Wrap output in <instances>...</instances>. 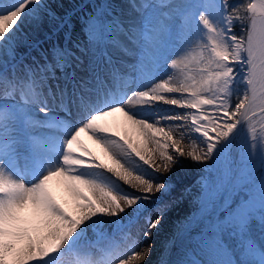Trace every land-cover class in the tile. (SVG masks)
Masks as SVG:
<instances>
[{"label": "snow or ice", "instance_id": "1", "mask_svg": "<svg viewBox=\"0 0 264 264\" xmlns=\"http://www.w3.org/2000/svg\"><path fill=\"white\" fill-rule=\"evenodd\" d=\"M0 264H264V0H0Z\"/></svg>", "mask_w": 264, "mask_h": 264}, {"label": "bare ground", "instance_id": "2", "mask_svg": "<svg viewBox=\"0 0 264 264\" xmlns=\"http://www.w3.org/2000/svg\"><path fill=\"white\" fill-rule=\"evenodd\" d=\"M191 74V73H189ZM132 85L129 84L128 87H131ZM124 90L123 84H118L114 86L113 92L119 93L120 91ZM163 108H168L171 106L163 105L162 103L159 105ZM176 111H186L183 109H175ZM108 120L110 122H115L116 124L120 125V131L122 134H128L133 137V139H136L135 134L133 133L132 126L128 124V122L125 121L124 117L120 115L119 113L114 114L113 116L109 117ZM257 127H259L257 125ZM195 135V134H194ZM81 143L89 148L91 151H93L96 155L102 156V153L100 152V149L92 143V141L89 139V137L86 134H82L80 137ZM183 146V145H182ZM237 155L235 151H233V156ZM133 159L139 163L138 159L133 157ZM156 163L159 164L161 161L157 158ZM146 167V166H144ZM202 166L196 165V164H190L188 168L184 169L181 175L184 177V182L187 184H195V181L204 173L201 171ZM148 171H152L151 169H148ZM156 175H163V173H156ZM126 189L129 191H135L131 189L129 186L123 185ZM53 191L56 197L60 200L62 204L65 205L66 208L71 210L72 208V198L70 194L64 189V187L58 183H54ZM137 195H139V192H136ZM158 196L159 194H153ZM150 212L155 211V209L158 207V204H152L147 206ZM192 210L191 206L187 201L181 204L174 205L165 215L164 221H162L163 229L160 233H158L154 237V250L153 254L150 257V259H156L160 252L162 251V245L164 241L172 234L173 225L181 220L184 216H186L190 211ZM142 222V221H141ZM141 243L143 241L141 240Z\"/></svg>", "mask_w": 264, "mask_h": 264}, {"label": "rangeland", "instance_id": "3", "mask_svg": "<svg viewBox=\"0 0 264 264\" xmlns=\"http://www.w3.org/2000/svg\"><path fill=\"white\" fill-rule=\"evenodd\" d=\"M230 2L234 5H238L240 3H247L248 0H230ZM234 31L237 32V34H239V24L237 23V26L234 28ZM152 205V204H151Z\"/></svg>", "mask_w": 264, "mask_h": 264}]
</instances>
